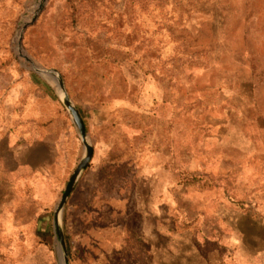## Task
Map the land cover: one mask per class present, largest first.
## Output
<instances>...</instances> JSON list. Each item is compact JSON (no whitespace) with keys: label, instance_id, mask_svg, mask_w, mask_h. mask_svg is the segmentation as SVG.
<instances>
[{"label":"rangeland","instance_id":"rangeland-1","mask_svg":"<svg viewBox=\"0 0 264 264\" xmlns=\"http://www.w3.org/2000/svg\"><path fill=\"white\" fill-rule=\"evenodd\" d=\"M44 69L93 147L68 264H264V0H0V264H62L84 147Z\"/></svg>","mask_w":264,"mask_h":264},{"label":"water","instance_id":"water-1","mask_svg":"<svg viewBox=\"0 0 264 264\" xmlns=\"http://www.w3.org/2000/svg\"><path fill=\"white\" fill-rule=\"evenodd\" d=\"M35 16L33 17L32 21L35 19ZM21 37V34L19 36V39ZM18 45H20V40L18 41ZM43 75L53 78L56 80L58 89L62 91L63 95L60 97V100L62 101L63 105L67 109L70 119L75 126V129L78 133V136L83 144L84 147V152L83 155L81 156L79 162L77 163L76 167L74 168L72 174L70 175L65 188L61 194L60 200L54 210V222H55V231H56V236L58 238L59 244H60V249H61V260L62 264H68V254H67V248L64 240V234H63V228L61 224V211L66 203V200L73 190L75 183L77 182L79 176L81 173L85 170V168L88 166L92 154H93V147L87 142L86 140V128L85 124L76 109V107L72 104L70 99L68 98L65 88L63 85V81L57 71L55 69H44L40 71ZM60 96V95H59Z\"/></svg>","mask_w":264,"mask_h":264},{"label":"crops","instance_id":"crops-1","mask_svg":"<svg viewBox=\"0 0 264 264\" xmlns=\"http://www.w3.org/2000/svg\"><path fill=\"white\" fill-rule=\"evenodd\" d=\"M2 143L4 144V145H6L5 146V150H6V153L9 155V157L11 158V161L13 162L12 164L15 166V168H21L22 169V167H23V169L25 168V167H27L28 168V165H25V166H23L24 164H21V163H19V162H16V154H17V148L14 146V142H13V139L12 138H5L3 141H2ZM37 145V146H35V145ZM32 149H33V156L35 157V158H37L38 156H40V155H43V156H45L46 158L47 157H50L51 158V161H49V164L54 160V156H55V154L57 153V152H59V143H58V141L57 140H49V141H44L43 139L42 140H39V141H37V142H35V143H33V145H32ZM92 158V157H91ZM35 168V166H32V171L34 172V169ZM83 173V172H82ZM82 173H81V175H82ZM29 174V173H28ZM33 174V173H32ZM81 175L79 176V178L81 177ZM79 178H78V180H79ZM69 179V178H68ZM78 180H77V182H78ZM77 182L75 183V186H74V188L76 187V184H77ZM74 188H73V190H74ZM72 190V191H73ZM72 191H71V193H72ZM70 193V194H71ZM69 194V195H70ZM61 197V196H60ZM68 198H69V196H68ZM68 198H67V200H68ZM60 200V199H59ZM67 200H66V203H67ZM59 202V201H58ZM58 202H57V204H58ZM66 203H65V205H64V207H63V209H62V211H61V224H62V228H63V234H64V236H66V233H65V228H64V226H63V217H64V212H65V206H66ZM57 204H56V206H57ZM56 206H54L53 207V209H52V211L50 212L51 214H50V220L52 221V224H53V226H54V231H55V222H54V210H55V208H56ZM55 235H56V231H55ZM57 237V236H56Z\"/></svg>","mask_w":264,"mask_h":264},{"label":"trees","instance_id":"trees-1","mask_svg":"<svg viewBox=\"0 0 264 264\" xmlns=\"http://www.w3.org/2000/svg\"><path fill=\"white\" fill-rule=\"evenodd\" d=\"M185 178V182H187L188 184H192V183H195L196 181H195V179H193L194 177L193 176H188V175H186V176H184Z\"/></svg>","mask_w":264,"mask_h":264},{"label":"bare ground","instance_id":"bare-ground-1","mask_svg":"<svg viewBox=\"0 0 264 264\" xmlns=\"http://www.w3.org/2000/svg\"><path fill=\"white\" fill-rule=\"evenodd\" d=\"M58 92L60 93V97L63 95L62 91L58 89Z\"/></svg>","mask_w":264,"mask_h":264}]
</instances>
